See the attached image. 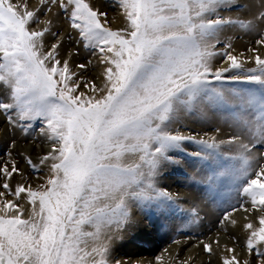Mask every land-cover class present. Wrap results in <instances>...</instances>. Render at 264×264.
<instances>
[{
  "label": "snow or ice",
  "instance_id": "snow-or-ice-1",
  "mask_svg": "<svg viewBox=\"0 0 264 264\" xmlns=\"http://www.w3.org/2000/svg\"><path fill=\"white\" fill-rule=\"evenodd\" d=\"M114 6L126 22L116 30L87 0H39L31 10L26 0H0V113L25 135L40 121L50 146L40 158L49 175L36 187L13 189L14 175H22L16 160L0 166V264H131L113 256V241L134 225V207L176 204L157 178L164 163H179L170 153L184 152L186 143L199 148L189 156L228 161L221 175L239 182L241 196L264 213V151H256L264 149V56L249 48L255 55L242 61L243 53L221 39L227 26H237L256 32L255 43L264 46V10L243 20L220 14L239 7L237 0H115ZM53 8L65 14L78 43L98 50L101 86L59 58L53 19L40 20ZM217 57L226 66L217 67ZM249 59L255 67H244ZM226 80L251 87L219 86ZM206 104L227 109L239 132L196 138L172 128ZM238 207L250 210L243 201ZM258 223L243 225L251 258L241 261L227 248L232 255L222 264H264V214ZM202 247L213 252L210 243Z\"/></svg>",
  "mask_w": 264,
  "mask_h": 264
},
{
  "label": "rangeland",
  "instance_id": "rangeland-1",
  "mask_svg": "<svg viewBox=\"0 0 264 264\" xmlns=\"http://www.w3.org/2000/svg\"><path fill=\"white\" fill-rule=\"evenodd\" d=\"M248 1L250 2L252 7L254 6V8L259 9L261 8V4H263V0ZM14 2H17V0H14ZM26 2L29 4V8L31 10L35 9L38 6L39 0H26ZM87 2H89L94 8L107 13L108 24L106 26L111 27L114 30L125 27L126 22L120 15V10L114 6L115 0H87ZM237 4L239 5V7L233 6L228 9H222L220 14L225 17H239L243 20H250L253 19V17L257 15L259 11L264 10V8H262L261 10L255 9L254 11L253 8L251 12L250 5L245 2L243 3V0H237ZM48 18L53 19V30L57 31L59 34V38L62 39V47L60 48L59 55L61 61L65 59L69 60L72 72L79 74L86 80H92L98 86H101V73L103 70V66L99 63L98 57L100 54L98 50L96 54H93L92 49H85L82 43H78V33L70 28L65 14L59 12L57 8H53L51 12L47 13V15H45L43 12L40 14L41 21ZM258 38L259 37L256 32L243 30L237 26H227L221 36L222 40L227 39L228 41H230L234 49V54L238 55L240 53H243V56L241 57L242 61L245 58H251L255 55L254 53L248 51L249 48L258 49L261 56L264 54V46L257 45L255 43L256 39ZM52 42L53 38L51 36H48L46 39V45H50ZM238 44H240L239 47ZM222 47L223 44L218 45V48ZM79 64H84L86 65V67L84 69H80L77 67V65ZM215 64L217 67H220L222 65L226 66V63H222V59L220 57H217ZM255 66V63L251 59H249V62L244 65L245 68ZM219 86L224 88L251 87L248 84L235 83L227 80ZM81 91L88 92L87 89L83 88H81ZM200 111H198V113L192 112V115L191 113L182 115L179 118L180 121L178 120L177 122H175L172 125V128L183 134L192 135L196 138H210L212 136H215L217 139H228L233 135V133H231V128H233L234 126L236 127L237 125L236 123L230 122L232 120V116L229 114V111L227 109L206 104L202 106ZM190 122L192 123L190 124ZM42 127H44V125L40 121H34L32 122L31 130L27 135H25L18 127L13 128L11 125H9L3 113H0V166H3V163L5 161L14 159L16 160L20 172L22 173V175H14V178L11 181L13 189L18 183H25L26 185L30 184L31 186L36 187L38 184L45 183V179L49 175L48 168L46 166L40 165V158L48 151H50L49 142L40 133V129ZM206 130L209 132H207ZM219 131L223 132L220 133ZM219 133L221 136L218 135ZM13 141L15 143H13ZM198 150L199 148L197 145L186 143L184 152H171L170 156H172L173 160L179 161V163L166 162L161 166V171L157 178L158 186L174 194L172 192V189L167 187L168 181L184 179L183 177L187 178V175L185 173L187 171L200 172L203 176L206 175L208 177V180L190 182L188 188L184 190L183 193H185L187 196H190L189 190L194 191V194L198 196L199 199L205 202V209L210 211L211 208L212 212L214 213L213 216L215 223H219H217V228L218 226H222V224L224 225L225 221H227V219H224L226 212L230 213V217L231 213H235L234 215L240 213V215L242 214L243 217L245 216V214L243 213L245 210L238 207V205L242 201L245 202V204H249V206L247 207L248 209H251L249 211H245V213L247 214L246 216L248 218L254 219L257 223L258 217L264 213L252 209L250 202H247L245 198L241 196L239 191V182L234 183L228 176L221 175V173L228 166V161H225L222 158L219 160L209 161L186 154L188 152ZM256 151H264V149L258 148L256 149ZM8 153H11L10 157L9 155H7ZM25 158H30L34 164H37L39 166V171H34L27 164ZM187 162H189L190 165H188ZM261 163H264V161H261ZM222 179H225L226 182L224 181L222 183ZM180 186L181 185H179V187ZM217 190H225L224 192H226V196L220 197L219 199V197L216 196ZM176 192L180 194L179 190ZM8 199H13V197L9 196ZM21 203L25 204V218H27V210L29 209V206L26 205L25 201H21ZM233 206H237L236 211H232ZM139 210H142V214L144 216L143 222L146 224V229H148L149 231L144 235H140V237H138V235L130 237L131 233H128L129 236H127L129 237V240H127L128 242H126L129 250H135V252L140 253L139 255H136L138 256V260L134 258L131 259V257L121 258L123 256H118V252L113 249L112 254L116 259H122L126 262L132 261L134 262L132 264H139L143 262L147 263L150 262L151 257L149 260L144 253H149L147 251L154 246L158 248L156 252L166 253V250L177 241L189 238L192 239V241H198V243H201L202 239H205L204 236L206 234L210 235V237L216 235V240H230L231 245L227 248L235 247V250H238L237 252H243L242 250H246L244 245L241 244L243 242L242 239L238 240L235 236H230L229 234L227 235V230H224L223 233L221 230L216 232L217 230L215 229L216 231H214L211 223L208 221V218L205 217L204 214L201 219H196V213L194 212L192 207H190L183 201L182 197L177 198L176 204L167 209L134 207L132 209L133 219H135L136 216L143 226L142 219L139 216ZM159 211L165 213L164 220H166V222H159V220L155 219ZM159 218L163 219V216L160 215ZM134 222L137 223V221L135 220ZM168 223L170 224V226L166 228V224ZM201 229H204V231L201 232ZM243 232L245 233V231ZM233 237H235V240H233ZM207 239L208 237L206 238V240ZM193 245H195L194 242L188 244L187 246H185V248L188 249ZM204 254L207 253L204 252ZM239 254L240 253H238V255ZM241 261H243V259H241ZM220 264H222V260Z\"/></svg>",
  "mask_w": 264,
  "mask_h": 264
},
{
  "label": "bare ground",
  "instance_id": "bare-ground-1",
  "mask_svg": "<svg viewBox=\"0 0 264 264\" xmlns=\"http://www.w3.org/2000/svg\"><path fill=\"white\" fill-rule=\"evenodd\" d=\"M244 2L250 5V10L252 12L254 6L252 7L251 4H250V2L248 0H243V3ZM262 3L264 4V0L262 1ZM255 9L261 10L262 8H260V9L259 8H254V11H255ZM239 46H240V44H238V47ZM261 53H263V52H261ZM262 56H264V54ZM191 115H192V113H191ZM204 116H206V115H204ZM197 117H199V116H197ZM201 117H199V118H201ZM231 119H232L230 121L231 123H236V121L234 120L233 117ZM185 120H187V119H185ZM197 121H198V118H197ZM191 123L192 122H190V124ZM202 123H203V121H202ZM227 129H228V127H227ZM224 130H226V129H224ZM231 131H232L231 133L234 134V133H238L239 132V129L237 128V126L236 127L234 126L233 128H231ZM207 132H209V131H207ZM222 132H220V133H222ZM220 133L218 135H220ZM19 147H21V146H19ZM26 150H27V148H26ZM187 163H188V165H190L189 162H187ZM185 173L187 175V178L186 177H183L184 179H179V180H176V181H168V184H167L168 186L167 187H169L170 189H172V192L175 194V196L177 198L182 197L183 201L187 205H189L190 207H192V209L196 213V215H195V218L196 219H201V217L204 214L205 217L208 218V221L211 223V226L213 227V230L214 231L217 230L216 232H218V231L221 230L222 233H223L224 230H227V233H226L227 235L229 234L230 236H235V237H237L238 240L239 239H242L243 242L241 244L244 245L245 244V241H246V238H247V230L244 229L243 225L246 224V223H252V224L256 225L257 227H259L258 226V222L256 223L254 219L248 218L246 216L247 214L245 213V211L244 212L242 211L245 214L244 217H243L242 214L240 215V213H237L236 215H234L235 213L234 214L231 213V217L230 216L228 217L227 221H225V224L224 225L222 224V226H218V228H217V225L219 223L218 222H217L218 224L215 223L214 216H213L214 213L212 212L211 208H210V211L207 210V209H205V207H204V203L205 202L203 200L199 199L198 196H196L194 194L195 193L194 191L189 190V195L190 196H187L185 193H183V191L188 188L190 182H192V181H207L208 180V177L206 175L203 176L200 172H197V171H190V172L187 171ZM223 178H224V176H223ZM224 181L226 182L225 179H222L221 180L222 183ZM179 185H181V186L179 187ZM178 190H179V193L180 194H178L176 192ZM224 191L225 190H217L216 191V196L219 197V199H220V197L226 196V192H224ZM188 200H189V202H188ZM230 204H231V200H230ZM234 205H235V203H234ZM245 206L247 207V206H249V204H245ZM250 213H249V215H250ZM160 215L163 216V219H160L159 218ZM139 216H140V218L142 219V222H143L144 216L142 214V210H139ZM164 216H165V213L159 211V213L157 214V217L155 219L156 220H159V222H162V221H165L166 222V220H164ZM134 220L137 221V223H134V225L129 230H127L124 233H122L123 239L115 240V242L113 241V249H115L118 252L117 253L118 256L119 255L123 256V257L120 256L121 258L131 257V259H133V258L134 259H137L138 256H136V255H139L140 254L139 252H135V250H133V251L129 250V248L127 247V243L126 242H128L127 240H129V237H128L129 234L128 233H131L130 237L131 236H135V235H138V237H140V235H144V234H146L149 231L148 229H146V224L143 222V226H142L141 222L138 220V218L136 216H135V219ZM233 220H235L237 222L235 226L232 224V221ZM169 226H170L169 223L166 224V228H168ZM203 231H204V229H201V232H203ZM243 231H245V233ZM207 237H208V239L206 240ZM244 237H245V239H244ZM204 238L205 239H202L201 243H198V241H192V239H189V238L182 239L180 241L175 242L171 247H169L166 250V253L156 252V250H158V248L154 246L153 248H151V249H149L147 251L149 253H144L145 256L149 260H150V257H151L150 262H147V263H144L143 262V263H139V264H157V261H156V257L157 256H159V257L162 258V260H160L159 264H220L221 263V260L224 257H226V256L227 257H230L232 255V254H230V253H228L226 251L227 247H229L231 245L230 240L229 241L228 240L227 241H224V240H221L220 239L219 240V246H218L216 243H214V241H217L216 240V235H214L213 237H210V235L206 234L204 236ZM226 239H227V237H226ZM193 242L195 243V245H193L192 247L189 246L190 248H188V249L185 248V246H187L188 244H191ZM203 243H210L211 244V246L213 248V252L211 254H208V253L207 254H204L203 247H202ZM241 244H238V245H241ZM234 249H235V247H234ZM237 251L238 250H236V254L240 253L239 256H240L241 259L244 260L246 258H251V257H249V254H248V252L246 250H242L243 252H237ZM132 263H134V262L131 261V264Z\"/></svg>",
  "mask_w": 264,
  "mask_h": 264
}]
</instances>
